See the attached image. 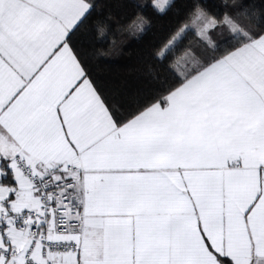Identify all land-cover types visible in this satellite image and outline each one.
Returning <instances> with one entry per match:
<instances>
[{"label": "snow or ice", "instance_id": "obj_1", "mask_svg": "<svg viewBox=\"0 0 264 264\" xmlns=\"http://www.w3.org/2000/svg\"><path fill=\"white\" fill-rule=\"evenodd\" d=\"M217 2L137 3L176 19L128 96L72 44L95 0H0V264H264V0Z\"/></svg>", "mask_w": 264, "mask_h": 264}, {"label": "trees", "instance_id": "obj_2", "mask_svg": "<svg viewBox=\"0 0 264 264\" xmlns=\"http://www.w3.org/2000/svg\"><path fill=\"white\" fill-rule=\"evenodd\" d=\"M143 2L95 0L93 12L71 37L73 46L81 50V58H86L85 66L91 79L105 91L132 96L147 93L152 87L149 71L152 62L148 53L176 18L171 11L166 16H157L151 6L143 9L137 6ZM207 2L212 10H219L217 0ZM137 15H143L151 22V27L139 38L126 30ZM97 21L107 26L105 36L100 39H97ZM112 40L116 41L115 45ZM152 66L156 68V65Z\"/></svg>", "mask_w": 264, "mask_h": 264}]
</instances>
